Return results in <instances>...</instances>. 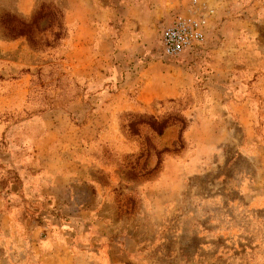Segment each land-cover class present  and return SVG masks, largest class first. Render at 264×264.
I'll return each mask as SVG.
<instances>
[{
  "label": "rangeland",
  "instance_id": "obj_1",
  "mask_svg": "<svg viewBox=\"0 0 264 264\" xmlns=\"http://www.w3.org/2000/svg\"><path fill=\"white\" fill-rule=\"evenodd\" d=\"M133 1L0 0V120L5 139L10 142L30 120L44 114L54 124L53 147L62 146L71 169L80 167L76 161L83 163V182L72 184L69 199L79 202L71 215L88 222L85 234L97 237L85 241L90 250L119 249L120 237L132 235L133 250L146 257L139 254L133 264H207L202 252L205 229L199 227L200 237L194 236L197 230L188 208L157 209L158 193L149 188L142 197L138 189L157 180L164 159L191 153L192 143L185 138L187 109L201 103L206 90H221L227 58L233 80L246 77L242 85L264 108V70L244 67L260 58L253 48L254 34L240 31L227 39L220 8L208 0L216 6V19L201 48L166 60L159 52L161 25L190 0H179L178 7L152 18L143 8V2L152 0ZM227 40L233 48H225ZM260 40L264 43V33ZM106 69L111 80L96 81ZM146 69L149 77L144 82L140 72ZM100 107H110V112L96 113ZM210 173L191 182L203 185ZM97 183L106 190L98 191ZM183 193V199L189 197L188 188ZM54 212L55 218L67 214L61 208ZM210 212L197 209L202 218ZM2 250L0 264L35 260L27 257L32 248L23 241L0 242ZM173 251L180 253L173 258ZM82 260L91 264L89 258Z\"/></svg>",
  "mask_w": 264,
  "mask_h": 264
},
{
  "label": "crops",
  "instance_id": "obj_2",
  "mask_svg": "<svg viewBox=\"0 0 264 264\" xmlns=\"http://www.w3.org/2000/svg\"><path fill=\"white\" fill-rule=\"evenodd\" d=\"M142 2L134 0L133 4ZM178 3L179 0H152L143 2V8L148 18H152L168 13ZM212 3L223 15L221 30L227 39L240 31L254 34L253 48L260 58L244 67L264 70V43L260 40L264 33V0H214ZM259 35L260 38L255 37ZM226 43L227 46L223 44L226 49L234 47L228 40ZM224 67L227 73L221 76V90H206L204 100L191 103L187 109L190 120L185 138L192 143L191 153L164 159L154 184L138 190L142 197L149 188L150 192L158 193L157 209L188 208V218L195 221L197 230L194 236L200 237L197 236L199 227L205 229L206 247L202 252L209 260L207 264H264V116H261L264 108L259 106L257 95L242 85L246 77L233 80L232 72H228L231 68L228 58ZM109 71L100 73L96 81L111 80ZM115 77L118 74L111 78L116 80ZM148 77L147 69L140 72L141 81L145 82ZM108 110L110 107H100L95 112L102 115ZM53 126L44 114L30 120L27 128L8 142L0 120V242L28 243L32 250L27 252V257L35 258L32 264H83L84 258H89L91 264H133L139 254L145 253L133 250L132 235L120 237L123 245L119 249L109 246L101 251L93 244L90 250L85 244L97 237L85 234L88 222L83 223L70 211L79 202L69 199L72 184L83 182V163L76 161L80 167L70 168L72 162L68 155H63L62 146L53 147L56 142ZM82 127L78 126L80 130ZM209 171L214 173H210L211 179H206L203 185L191 182L199 175H209ZM105 172L112 174L113 171ZM102 184H96L98 191L106 190ZM108 188H112L111 184ZM185 188L189 190V197L183 199ZM202 207L211 211L203 218L197 213ZM59 208L67 214L62 216L61 212L58 218L52 217ZM2 253L3 250L0 256ZM179 253L173 251L172 257ZM232 258L233 263L229 261Z\"/></svg>",
  "mask_w": 264,
  "mask_h": 264
},
{
  "label": "built area",
  "instance_id": "obj_3",
  "mask_svg": "<svg viewBox=\"0 0 264 264\" xmlns=\"http://www.w3.org/2000/svg\"><path fill=\"white\" fill-rule=\"evenodd\" d=\"M215 9L206 0H190L165 21L159 32V52L163 59H177L197 52L206 39Z\"/></svg>",
  "mask_w": 264,
  "mask_h": 264
},
{
  "label": "trees",
  "instance_id": "obj_4",
  "mask_svg": "<svg viewBox=\"0 0 264 264\" xmlns=\"http://www.w3.org/2000/svg\"><path fill=\"white\" fill-rule=\"evenodd\" d=\"M158 128V127H157ZM157 131H159L158 129H157Z\"/></svg>",
  "mask_w": 264,
  "mask_h": 264
}]
</instances>
